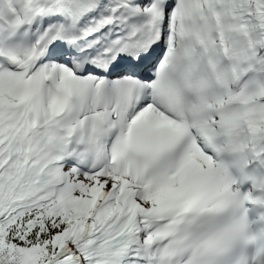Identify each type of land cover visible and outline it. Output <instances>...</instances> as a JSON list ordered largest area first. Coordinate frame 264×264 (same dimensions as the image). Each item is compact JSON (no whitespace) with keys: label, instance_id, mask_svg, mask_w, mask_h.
Wrapping results in <instances>:
<instances>
[{"label":"snow or ice","instance_id":"6c2138e0","mask_svg":"<svg viewBox=\"0 0 264 264\" xmlns=\"http://www.w3.org/2000/svg\"><path fill=\"white\" fill-rule=\"evenodd\" d=\"M0 264H264V0H0Z\"/></svg>","mask_w":264,"mask_h":264}]
</instances>
